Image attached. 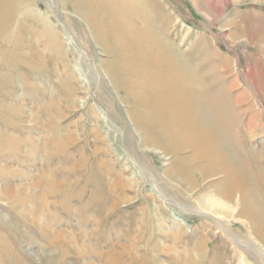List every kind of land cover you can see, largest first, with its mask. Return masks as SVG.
<instances>
[{"label":"rangeland","instance_id":"obj_1","mask_svg":"<svg viewBox=\"0 0 264 264\" xmlns=\"http://www.w3.org/2000/svg\"><path fill=\"white\" fill-rule=\"evenodd\" d=\"M137 1L188 67L202 75L214 70L201 82L209 86L201 97L207 117L244 170L259 176L264 0ZM6 2L0 264H264V246L242 225L239 208L225 215L207 209L219 197V176L201 178L182 162L186 153L144 147L139 123L148 108L126 102L108 78V69L130 61L103 53L112 36L121 51L128 46L115 21L98 18L110 38L96 41L70 0ZM65 70L72 85L64 83ZM116 80L125 84V77ZM168 171L191 176L181 182ZM254 188L264 205V185Z\"/></svg>","mask_w":264,"mask_h":264},{"label":"bare ground","instance_id":"obj_2","mask_svg":"<svg viewBox=\"0 0 264 264\" xmlns=\"http://www.w3.org/2000/svg\"><path fill=\"white\" fill-rule=\"evenodd\" d=\"M70 1L73 12L94 30L96 41H102L99 36L110 38L103 36L101 31H105L104 26L99 27L101 30L97 23L98 18L108 17L115 21L114 26L122 35L121 43L128 45L124 49L126 51H121L120 40L112 36L113 44L108 45L112 48L104 49L103 53L108 58L130 60L124 61L121 66H112L107 72L110 81L114 80L116 87L125 91L126 102L131 100L137 107L148 108L147 118L139 123L140 128L144 129L141 139H144V147H161L179 158L186 153L188 156L182 162L190 165L192 171H199L201 178L219 176L222 179L221 191L217 192L219 197L211 200L207 209L216 215H225L239 208L238 216L246 221L242 225L253 232L255 241L263 247L264 205L254 187L257 183L264 185V172L254 177L250 169L244 170L228 149L219 128L207 117L201 102L203 93L209 88L201 82L210 80L215 74L214 70L202 75L197 69L188 67L180 54L156 32L148 8L137 0ZM8 4L6 0H0V40L3 38L1 32L9 27L8 22L11 21L8 19ZM113 4L117 7L111 8ZM108 28L112 31L111 26ZM80 32L85 38L82 30ZM120 76L125 77V84L116 80ZM64 78L65 85H72L70 72L65 70ZM182 134L185 136L183 140ZM254 137V134H249V138ZM256 162L264 168L262 160L257 159ZM167 173L177 181H181L180 177L185 179L191 176L189 173L181 176L170 171ZM167 173L165 177H169ZM40 221L38 219V223Z\"/></svg>","mask_w":264,"mask_h":264}]
</instances>
